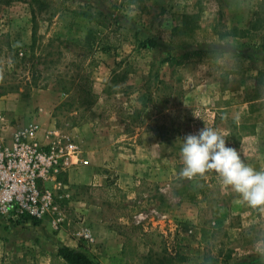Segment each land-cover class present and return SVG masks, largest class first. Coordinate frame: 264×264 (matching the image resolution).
I'll return each mask as SVG.
<instances>
[{
	"label": "rangeland",
	"instance_id": "1",
	"mask_svg": "<svg viewBox=\"0 0 264 264\" xmlns=\"http://www.w3.org/2000/svg\"><path fill=\"white\" fill-rule=\"evenodd\" d=\"M8 1L0 0V87L20 86L0 97L3 133L37 120L80 154L62 177L67 222L56 231L48 220L20 225L0 216V264H66L53 240L62 233L94 264H264L254 247L264 212L214 171L178 176L184 136L205 126L264 169V0H65L52 22L36 10L39 35L95 48L88 87L97 98L89 102L66 96L55 80L24 94L29 71L5 48L29 51L37 7ZM92 12L105 13L112 29L80 16ZM114 32L118 48L105 53ZM198 50L219 54L177 61ZM83 228L92 241L80 237Z\"/></svg>",
	"mask_w": 264,
	"mask_h": 264
},
{
	"label": "built area",
	"instance_id": "2",
	"mask_svg": "<svg viewBox=\"0 0 264 264\" xmlns=\"http://www.w3.org/2000/svg\"><path fill=\"white\" fill-rule=\"evenodd\" d=\"M6 129L0 114V216L20 225L48 220L60 230L68 220L63 204L70 197L62 177L79 163L74 161L80 154L77 146L45 133L37 120L10 136L3 133ZM79 235L93 240L88 228Z\"/></svg>",
	"mask_w": 264,
	"mask_h": 264
},
{
	"label": "trees",
	"instance_id": "3",
	"mask_svg": "<svg viewBox=\"0 0 264 264\" xmlns=\"http://www.w3.org/2000/svg\"><path fill=\"white\" fill-rule=\"evenodd\" d=\"M12 1V0H9ZM8 1V2H9ZM31 3L37 7L33 11V41L29 48L21 57L20 53L16 51L10 43H7L5 52L12 64L19 63L23 67V72L29 71L30 79L23 85L24 94L29 96L33 89H47L54 83L59 85L66 96L70 98L78 94V101L89 102L96 97L92 90L88 87V76L91 69L98 67L99 63L95 58V48H81L70 41H64L59 37H47L38 34L39 16L35 13L40 10L41 13H46L48 19L55 18L54 14L63 2H53L52 0H31ZM80 16L90 19L98 26L111 30L113 23L103 12L80 13ZM51 21V22H52ZM119 33L114 32V37L102 48L105 53L116 50L118 47ZM183 41L181 45H186ZM147 46L155 48L157 41L154 39L147 40ZM259 48L264 55V36L261 38ZM219 53L216 51H194L193 53H186L177 58L178 62L190 61L198 58H205L209 56H217ZM28 78L24 75V79ZM23 81H21L22 83ZM20 84L16 85L10 83L7 86L0 87V97L8 92L19 90ZM58 257L66 264H94L93 260L84 252H80L68 247H61L58 251Z\"/></svg>",
	"mask_w": 264,
	"mask_h": 264
},
{
	"label": "clouds",
	"instance_id": "4",
	"mask_svg": "<svg viewBox=\"0 0 264 264\" xmlns=\"http://www.w3.org/2000/svg\"><path fill=\"white\" fill-rule=\"evenodd\" d=\"M180 156L183 166L178 176L181 179L191 180L214 171L222 185L237 193L242 202L264 212V169L256 170L244 163L238 150L226 145V137L219 129L205 126L185 135ZM254 247L264 260V238L255 240Z\"/></svg>",
	"mask_w": 264,
	"mask_h": 264
},
{
	"label": "crops",
	"instance_id": "5",
	"mask_svg": "<svg viewBox=\"0 0 264 264\" xmlns=\"http://www.w3.org/2000/svg\"><path fill=\"white\" fill-rule=\"evenodd\" d=\"M86 178L87 177H84V179L82 178L81 180H86L88 182L89 180ZM65 235H66L65 233H62L58 236L55 237L53 236V240L57 242L56 243L57 247L59 248V247L67 246L69 248H74V246H76L75 243L72 240L69 241L67 239L68 237H66Z\"/></svg>",
	"mask_w": 264,
	"mask_h": 264
}]
</instances>
